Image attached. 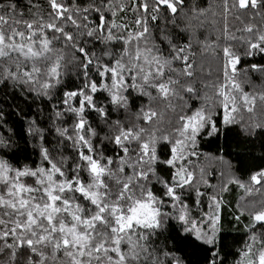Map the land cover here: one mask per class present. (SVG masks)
I'll use <instances>...</instances> for the list:
<instances>
[{
	"label": "snow or ice",
	"instance_id": "obj_1",
	"mask_svg": "<svg viewBox=\"0 0 264 264\" xmlns=\"http://www.w3.org/2000/svg\"><path fill=\"white\" fill-rule=\"evenodd\" d=\"M46 3L47 9L39 0H0V82L27 85L51 99L71 64L81 84L63 92L54 116L73 121L56 128L60 139L51 149L41 143L39 164L16 166L0 158V254H6L0 264H172L152 237L173 219L187 235L215 245L220 201L210 197L209 212L193 215L189 165L198 155V138L220 131L214 119L219 111L231 124L241 104L254 107L256 97L239 79L237 45L245 55L264 53V0H222L215 45L222 53L220 74L203 93L193 80L191 42L154 29L162 16L175 25L185 0ZM209 14L216 15L194 0L182 31ZM252 68L264 72V66ZM98 93L106 94V104ZM133 93L147 97L148 106L134 121L111 119L112 112L131 109ZM153 103L172 117L164 122ZM92 112L107 127L103 136L88 119ZM35 124L30 132L43 141L44 130ZM100 141L114 145L112 155L97 147ZM69 146L74 158L64 155ZM250 179L264 186V172ZM195 192L199 215L205 194ZM251 220L253 234L237 264H264V207ZM257 225L262 231H255ZM217 256L213 252L211 264Z\"/></svg>",
	"mask_w": 264,
	"mask_h": 264
},
{
	"label": "trees",
	"instance_id": "obj_2",
	"mask_svg": "<svg viewBox=\"0 0 264 264\" xmlns=\"http://www.w3.org/2000/svg\"><path fill=\"white\" fill-rule=\"evenodd\" d=\"M20 2L23 3V0ZM193 2L185 0L184 5L179 7L175 25L166 22L162 16L155 22L154 29L167 28L180 43L191 42L195 70L193 80L203 93L208 91L204 86L214 83L220 74L222 53L215 45L223 26L219 15L222 0H195L199 7L208 8L216 15L209 14L201 22H194L190 28L182 31L187 27L188 22L184 17L193 7ZM39 3L47 9L46 0H39ZM229 22L235 23L231 17ZM256 23H260L259 17ZM237 50L242 57L238 65L239 79L244 92L256 97L254 107L248 111L247 106L241 104L240 111L235 114L236 120L231 124L224 123V114L219 111L214 119L220 131L198 138V155L191 158L192 163L189 165L193 172L194 189L187 193V202L193 207V215L200 219L209 212L210 197L216 196L220 201L216 243L206 245L184 233L178 220L167 221L162 233L152 237V241L155 247L170 254L167 260L172 264H177V261L179 264H211L213 252L218 253L215 257L217 264H237L241 259V250L253 234L251 215L264 207V186L250 179L252 175L264 172V101L259 99L264 94V72L252 68V65L264 66V53L256 51L245 55L240 45H237ZM80 84L78 69L71 64L63 76V83L53 90L51 99L30 91L27 85L0 82V139L4 141L0 145V158L16 166L39 164L42 159L39 154L41 143L51 149L60 139L56 128L62 124L70 127L72 124L71 116L60 121L54 116L63 92L75 89ZM105 96L98 93L96 99L106 104ZM131 99L135 103L129 111L112 112L110 118L134 121L140 108L148 106L147 97L133 93ZM152 106L164 112V122L172 117L171 112H165L162 103H153ZM88 119L98 131L103 129L101 136L107 132V127L97 113H89ZM33 121L36 127L44 130L43 141L30 132ZM97 147H102L105 155H112L114 145L100 141ZM64 155L74 158L76 153L69 146L65 148ZM195 188L205 194L200 197L202 211L199 215L194 204L197 199ZM255 231L260 232L262 229L257 225ZM4 259L6 254H0V261Z\"/></svg>",
	"mask_w": 264,
	"mask_h": 264
}]
</instances>
